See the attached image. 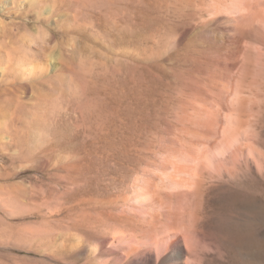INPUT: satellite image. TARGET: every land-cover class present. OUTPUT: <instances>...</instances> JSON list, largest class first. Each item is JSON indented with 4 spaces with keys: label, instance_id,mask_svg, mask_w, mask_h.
I'll list each match as a JSON object with an SVG mask.
<instances>
[{
    "label": "bare ground",
    "instance_id": "obj_1",
    "mask_svg": "<svg viewBox=\"0 0 264 264\" xmlns=\"http://www.w3.org/2000/svg\"><path fill=\"white\" fill-rule=\"evenodd\" d=\"M132 4L144 52L105 69L100 116L86 125L80 200L107 202L115 217L92 251L105 249L109 264H207L226 254L264 264V201L253 186L264 181V0ZM162 5L195 15L170 31ZM152 114L161 132L144 160L138 144ZM127 174L128 189L111 191Z\"/></svg>",
    "mask_w": 264,
    "mask_h": 264
},
{
    "label": "rangeland",
    "instance_id": "obj_2",
    "mask_svg": "<svg viewBox=\"0 0 264 264\" xmlns=\"http://www.w3.org/2000/svg\"><path fill=\"white\" fill-rule=\"evenodd\" d=\"M132 11V0H0V264H109L105 249L92 248L115 217L107 202L80 200L86 125L100 116L105 69L144 52ZM189 12L159 9L170 31ZM263 81L256 107L264 141ZM156 114L138 144L144 160L161 132ZM120 177L111 189L118 194L132 179ZM260 182L253 186L264 201ZM262 248L264 256V237ZM222 259L208 263L237 264L231 254Z\"/></svg>",
    "mask_w": 264,
    "mask_h": 264
}]
</instances>
